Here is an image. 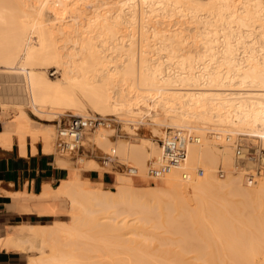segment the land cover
Returning <instances> with one entry per match:
<instances>
[{
    "label": "bare ground",
    "instance_id": "obj_1",
    "mask_svg": "<svg viewBox=\"0 0 264 264\" xmlns=\"http://www.w3.org/2000/svg\"><path fill=\"white\" fill-rule=\"evenodd\" d=\"M52 1L53 4L50 2V0H36L35 2L31 1L30 3H28L26 0H21L20 3L22 5L20 4L16 9H13L10 6H0V25L2 23H6V18L8 19L7 14L16 13V16L20 18V20L17 22L18 26L15 25V23L12 25L16 26V29L13 27L14 31L16 30V36L14 34L13 36L19 39L18 40L15 38L16 41L14 40L15 44L18 42V45L13 47L14 49L11 47L13 50H8L10 52H8L6 49L5 52L8 53H5L3 58L5 59L3 62L5 61L7 63L6 65L8 68L6 69L11 70L9 73L6 71V73H8L7 76L10 79L11 77H14L15 80V77H17L18 83L16 84L14 82V85H8L7 87L10 91L5 94H8L9 97H15V100L19 104L25 102L27 103L28 101L31 102V104H29H33V106L36 107V109H38L40 112L42 109L38 106L45 107L48 105V107L59 108L55 105L61 103H67L71 105L77 104L80 102L82 93L84 94L83 96L86 94V97L91 105L100 110L101 113L103 112L104 115H111L113 111L117 112L120 109H126V113L128 111L137 113L140 112V110L141 112L142 110H146V112L150 111L149 113L155 111V115L159 114L155 116L156 118L160 116L162 111H165L167 114L166 118L161 121L168 125L170 124L171 127H189L203 132L204 142L191 144L189 147L188 157L185 163V170H188L190 167V172L193 168L195 171L197 164H201L203 161H212L214 156L218 153L222 155L226 164L229 167H232L231 169H228L225 166L228 171V177L222 182L217 180L218 178L215 174L216 167L206 163L204 165L205 169H207L206 175L195 180L196 182L192 181V186L194 188L190 184H187V182H184V177V180H182L183 178H181V171H184L183 169L173 168L161 179L163 184L160 185L161 187L163 186V188L168 190L166 192L172 191L177 193V195H180L178 196L180 198H183L182 193L190 194L191 196V193L196 192L194 195H196L198 199L200 198V200L196 198L195 199L196 202L197 200L199 201L200 204L198 202L197 203L200 206L201 204L204 206L202 212L200 209V212L203 214L202 216H200V212L194 211L195 213H191V209L189 212L187 210L188 207L187 209H183L181 206L183 210L186 209L184 211L185 215H182L183 217H186V219L183 218L185 219L184 221L186 224H190V222L192 224V221H189L188 219H195V221L201 220L202 222L201 218H205L206 221H203H205L204 223L206 224V222H209V220L212 218L214 220H210L209 223L213 225L215 222V225H213L217 227L215 231L211 229L212 225L210 224L208 225H210L209 227L212 231L209 228H207V230L204 229V227H202L203 225L201 226L203 229L200 227L201 230H199V228H196V226H200L197 225L199 222L197 223L194 221V223H197L196 226L194 225L195 229H198L199 231H193L195 230L194 228L191 230V224L187 226V228L190 226L189 230H187V228L185 229V226L184 230L180 229L183 226L180 227L179 229L181 231L177 229V232L182 233L177 241L173 242L174 238L170 235L173 238V243H178L179 241L178 247H180V251H178L179 249L177 251L172 249V251L177 253L174 252L175 254L171 256L172 254L167 255L165 252H161L155 247L149 248L146 244L145 246L143 241L141 243L140 239H138L140 241L135 242L136 239H132L131 237L127 238L126 235L131 233L130 230H122L123 228L127 227L129 229L130 226L126 222L127 226L124 224L125 227L118 225H115L114 227V229L118 231L122 230V232L118 233V236L121 237L119 239L121 242L120 244L119 242L117 243L115 254L112 253L114 250H111V253L109 252L110 254H106L104 252L107 256L105 255L104 257L103 255L102 257H98L96 259H92L94 256L86 257V255L82 258L83 264H264V175L262 176L263 179L261 178L256 186H245L246 182L241 177V172H239L240 170H237L239 172H237V174H235L233 170L234 168H237V166L233 156L234 152L232 153L233 150H231L232 146H230L229 143L224 142L223 146H225V148H220L221 150L218 151L219 148H217L214 143H212L214 136L213 134L209 133L216 132L217 134L221 135L222 132H225L227 133V136L233 133H243L246 135L259 136L262 140H264V0H210V6L208 4L209 7H205L206 9H209L202 14H200L202 8L204 7L203 3H201L202 0H200V2H198V0H144V3L146 1L147 4L150 5L151 12L156 11L157 14L160 13L161 16L162 14H169V12L174 13V11L177 9L181 11V4L185 2L188 3L185 4V6H189V8H187L188 11L190 10L192 12H190L191 16L196 19L194 20V22H196L195 24L198 26H196V28H198L196 34L200 36V39L197 41L195 38V41L193 38L194 41L187 42L184 38L186 35L183 36V32L179 30V27V29L176 31L174 28L167 26L169 24H166L167 27H170V29L174 30L172 33H170L165 31L166 29L168 30V28L164 29V27L161 26V21H159L157 22V25L161 23L159 28L157 27L155 29L153 27L154 29H151H153L152 31L154 33L155 39H158L156 40V48L154 49L159 53L160 59L157 57V59H154L153 57L149 56V53L153 49V43H151V51L145 50L144 56L140 57L138 60L134 53H131L130 55L123 52L115 54L114 50H117L118 52L120 51L119 46L123 45L122 39H124V37L117 36L116 38L119 39V41L115 42L113 38L111 39L104 36L105 32L106 34L110 35V32L112 31L109 29L113 28L114 26L108 29L106 28L107 30L105 29V32L103 30L104 28H100L102 31L100 30V32L96 33V36H87L91 34V32L88 33L87 30V27H89L91 23L89 25L82 24L84 22L80 19V15L74 12L80 9L78 8V3L80 0ZM195 1L196 5L194 4ZM49 2L53 6L48 4ZM192 2L193 5H191ZM47 4L48 6L54 8V13L52 12L54 17L51 18L52 22L49 23L38 19L42 17L40 14L45 12V7L48 9ZM119 9L122 10V8ZM121 10L116 13L115 18L126 20L127 13L123 16L124 12H121ZM182 10H184V8ZM203 10L205 9L203 8ZM132 11L133 9L130 12L133 13ZM106 16L103 20H110H107ZM131 16L133 17V15ZM93 18L90 19H101V14H98L96 18ZM100 19L99 21H101ZM147 21L149 22V20ZM194 22L192 21V24ZM147 23L144 25L145 30H150L149 27L155 26V24L148 26L149 23ZM6 26L7 24L5 25L4 29H6ZM160 27H163V31H161L162 29ZM1 28H3V26ZM17 28L21 32H18ZM194 28L195 25L191 28L188 27L189 30H193ZM89 30H91V28H89ZM108 30L110 31L109 33L107 32ZM35 32L36 35L33 36V33ZM113 33L115 35V32ZM167 33H170L171 35ZM191 33L193 35L195 34L192 31ZM18 35H21V37L19 36V38ZM96 38L97 40L100 38L99 42H101V45L108 44V48H102V50H100L102 51L100 55H96L98 53L94 55V50H92L93 45L97 42L95 41ZM147 38L148 37H146V40ZM187 38L186 40H188ZM14 43L10 42L11 46H13L12 44ZM146 45L148 46L150 43ZM8 47H10V45ZM142 47H144V44ZM147 48L149 49V47ZM161 52H164V54ZM136 61L141 64V66L139 65V67H141L140 71L137 70ZM50 63L59 68L62 73V77L53 79L47 75L46 68ZM4 76L6 75L4 74ZM2 77H0V82H2L4 79ZM10 79L6 77V80L4 79L3 82ZM232 86L240 87L235 88ZM128 87L131 89H128ZM34 89L36 91L35 97L33 95ZM142 89L148 90L147 93ZM4 91L7 92V89ZM2 96L5 95L2 94ZM81 100L83 99L81 98ZM0 101L3 105V111L0 115L5 119L7 118L8 101L11 100L2 98ZM79 106H83V104H79ZM49 112H52V110ZM52 113L56 112L54 111ZM18 115V119L16 118L7 120L4 123L5 131L0 135V140H3L6 145H10L12 137L11 133L13 131L18 133L20 137H18L20 139L19 141L22 142L23 139H25L27 133H30V136L32 135L31 138L33 141L37 138L36 129L39 130V128H41L40 126L35 125L37 122H34L35 124L32 123L33 121H30L28 119L29 117H26L27 114L24 112ZM132 115L130 116L132 117ZM130 116L128 118H130ZM50 125L53 124H49L47 126ZM96 134L97 135H95V139L99 142L100 140L106 139L108 136L106 130L103 128L100 129ZM50 136L51 133L44 137L46 143L44 140H42L43 143H45L47 149H50ZM33 137L36 138L34 139ZM214 140L217 141L216 139ZM104 142L105 141L103 140V143ZM4 143L3 145L5 146ZM19 144L23 145L25 142ZM137 144L139 143H135V145ZM131 145L132 144H130L128 148H134L137 157H139H136L137 159H135L136 164L138 165V173L144 176V174L147 172V163L144 160L145 157L148 155L152 156V154H154L155 157L158 156L160 154V148L157 146V143L156 145L152 143L150 144L151 151L149 152L146 147H142L143 145L141 142L139 146L137 145V148H135L134 145ZM22 147H20L21 149L19 148V150H22L21 153L24 152ZM145 154L147 155L144 156ZM58 163L59 165H65L64 161H59ZM245 163L253 164L254 161L247 160ZM189 183L191 182L189 181ZM78 184V181L68 182L65 186V189L62 190L63 192L58 191L60 186H57V188H51L49 185H46L36 196H22L23 198L20 200V207L24 211H29L30 209L37 208L39 205L45 203L47 204L48 201L49 203H51L50 201H53L56 207L61 203L62 205H65L64 203H67L66 201H68V197L65 195H70L74 189L77 190L76 186ZM188 185L191 187V193L189 191ZM156 186L157 184H155V186L153 185V187ZM197 186H199L200 190L204 189V193L197 191L199 190ZM159 187L160 186L158 185L157 189ZM225 187L227 189H225ZM211 188L214 189L211 190ZM222 188L223 190H221ZM117 191H119L118 188H115V191L113 190L112 192L119 197L123 191H120L119 194H117ZM79 192H82L83 198L88 200L87 202L85 199H83L84 203L89 204L90 206H97L96 209H92L91 207L87 208L86 210L89 212L107 210L108 207L117 205L115 204L117 200L111 201L112 199L115 200L117 198H113L111 193L107 194V196L109 195L111 197L110 200L109 196L107 197L105 194L102 195L99 192H94V190L91 188L88 189L84 187V189L82 191L79 190ZM163 192L165 191L163 190ZM170 192L167 194L169 195ZM228 192L229 194L232 193L231 195L235 194L237 196H244V198L242 197L244 200L239 196L241 201L238 199L239 202H233L231 201L232 199H228ZM62 193H64V195ZM130 193L132 194V192ZM171 194L170 197L173 198L174 195L172 196ZM197 194L201 196H198ZM135 195H137V193L134 194V196ZM126 196V193L121 195L123 203H126ZM164 198L167 200L168 197L166 198L165 196ZM210 198L211 200L214 198V200L216 199L218 202L220 199L224 198V200H220L221 202H219L222 203V206H217V203H213ZM225 198L228 200L225 201ZM117 199L121 201L120 198ZM154 199L155 197L153 200ZM161 199L164 200L163 198ZM183 199L184 202H186V199ZM234 199L236 198L234 197ZM171 200L172 199H170V201ZM247 200H249L248 203L246 202ZM118 201L116 203H121L122 206L124 205V208L119 205L121 208L118 206V209L126 210L125 204H122V202ZM182 201L183 200H181V203ZM201 201L204 202V204L201 203ZM240 202L244 203V207H247L246 210L243 207V203L241 204L242 207L240 206ZM175 203L177 204L176 199ZM129 204L127 203V205L131 207L129 210H136L132 208V205L130 206ZM233 204H235V206ZM249 205H252V207ZM139 206L140 203L137 207L139 208ZM258 206L260 208H258ZM51 208H54V206L52 205ZM244 210L248 213H244ZM41 211L43 212V210ZM51 211H53V209H51ZM73 215L75 216L76 213ZM171 215L172 214L170 212V216H168L171 217ZM241 215L244 216L242 217ZM206 217H210V219L207 220ZM139 220H141V218ZM167 222H169L168 219ZM182 224L185 225L184 223ZM208 225L204 226L206 227ZM63 227L66 228L47 227L45 225L43 226L34 223L12 226L5 237L0 239V248L6 247L8 249L14 248L17 250H33L35 248H40L41 254L45 255H40L42 257L37 255L38 257L34 258V260L31 259L33 261L30 260L29 264H60L62 256L60 257L58 254L60 251L57 253L58 250H56L57 248L55 244H58L57 242H59V240L57 239L59 236H66V233H69V228L67 229V226L64 225ZM142 228L144 227L141 226V230ZM176 228H178V224ZM139 229L136 231H139ZM70 232H72V235L74 234L73 230ZM123 236L126 237L124 238ZM162 237L164 240L166 239L165 235ZM132 240L134 241V244ZM48 244H50L52 247L51 252L49 251L50 248H47ZM54 247L56 249H54ZM86 248V250H88V246ZM220 250L222 253H219ZM191 251H193L194 254L196 253V255H193V257L192 255H187L188 252L190 253ZM226 251H239L240 253L232 255L231 253L226 254ZM48 252L51 253L50 256H46V253ZM71 255L72 254L70 253V256ZM70 256L67 257L69 260L71 259V261H73L72 259L75 256L73 257L72 255L71 258ZM64 260L62 261V264L63 262L66 263ZM74 262L75 261L72 263Z\"/></svg>",
    "mask_w": 264,
    "mask_h": 264
},
{
    "label": "rangeland",
    "instance_id": "obj_2",
    "mask_svg": "<svg viewBox=\"0 0 264 264\" xmlns=\"http://www.w3.org/2000/svg\"><path fill=\"white\" fill-rule=\"evenodd\" d=\"M26 1L28 3H30L31 1L32 2H35L36 0L35 1H33V0H30V1L29 0H26ZM127 1H128V3H127ZM20 2H21V0H0V6H8V7L10 6L13 9H16L21 4ZM50 2L52 3L53 1L50 0ZM50 2L48 4H50ZM125 2H126V5H125ZM198 2H200V0H198ZM201 3H203V5H204L203 8L205 10H203V8H202V11L200 12V14L205 13L206 10L209 9V8L206 9L205 7L206 6L207 7L210 6V0H202ZM48 4H47V6H48ZM78 4H79L78 8H80V9L79 10H76L74 12L80 15L79 16L80 19L84 22L82 24L89 25L91 23L90 26L87 27L88 28L87 29L88 30V33L91 32V34L90 35H87V31H86V35L87 36H91V37L92 36H96V33L100 32V30L102 31V29H100V28H104L103 30L105 32V29L106 28L108 29V28H111L112 26H114L113 28H111L112 30L109 29L112 32H110L109 30L107 31L108 33L110 32L111 34L108 35L105 32V35L104 36L107 37V38H111V39L113 38V40L115 42H118L119 41V39L116 38L117 36H121V37L123 36L124 37V39H122L123 45L122 46H119L120 51L118 52L117 50H114L115 54L116 53L119 54V53L123 52V53H126V54L130 55L131 53H134L136 55L137 60H138L140 57L144 56L145 50H150L151 51V49L153 47L152 51L149 53V56L153 57L154 59L156 57L158 59H160L159 53L157 51H155V49H154V48H156V40H158V39H155L154 33H153L152 30L154 28L156 29L157 27L159 28V25L161 23H162L161 26H163L164 29L168 28V30L166 29L165 31L170 32V33H172V31H174V30L177 31V29L180 28L179 30H181L183 32V36L186 35V36H184V38H185V41H187V42L188 41H194L195 38L197 39V41H198V39H200V36H198L196 34L197 33V30H198V28H196V26H197L195 24L196 22H194V20H196V19H194L191 16V13L192 12L190 10L188 11L187 8H189V6L188 5L185 6V4H188L186 2L181 4L182 5L181 8L182 9L184 8L185 11L181 9V11H182L181 12L179 9H177V10L174 11V13H170L169 12V14L168 13H166V15L162 14V16H161L160 13L157 14L156 11L151 12L150 5L147 4L146 1L144 3V0H96V1L95 0H87V2L85 0V3H84V0H80V2ZM128 4H130V5H128ZM194 4L196 5V1H195ZM208 4H209V6H208ZM191 5H193V2L191 3ZM51 6H53V5H51ZM124 6L126 7V9H125ZM155 7H156V4H155ZM47 8L48 9H46V7H45V9H44L45 12L43 14H40V16H42V17L39 16L40 18H38V19L39 20H42V21L44 20V21H46V23L47 22L49 23V22H52L51 21V18L54 17V14H53L54 13V8L53 7H50V6H48ZM119 8H122L123 11L121 9H119ZM82 9H83V11H82ZM132 9H133L132 12L134 14L130 12ZM120 10H121V12H124L123 16L126 15V13H127V15H126L127 16V19L126 20L115 18L116 17L115 16L116 13H118ZM135 12H136V14H135ZM68 14H70V13H68ZM98 14H101V19L99 18L101 21H99V19H96V20L90 19V18H93V17L96 18L98 16ZM130 14L133 15V17ZM172 14H173V16H172ZM110 15H111V17H110ZM168 15H170V16H168ZM105 16H106L107 20L108 19H110V20H108V21L103 20ZM7 17H8L9 20L6 18V21H5L6 23H2L0 25V43H1L0 44V47H1L0 50L3 51V52L0 51V53H1L0 54V67L3 68V69L0 68V75H1L0 77H2V73H3V77L2 78H4L5 80H6V77L8 79H10L7 76V74L11 70H7L6 69V68H8L7 65H6L7 63L5 61L3 62V60H5L3 58L5 56L4 54L6 53L5 52L6 49H7V51L10 50V49L12 51L14 49L13 47H16V45H18V42H16V44L14 43V40H15L16 37H14L13 34L16 36V33H15L16 30L14 31L13 27L15 28L16 27L15 25L18 26V23L17 22L20 20V18L16 16V13L7 14ZM128 17H130V18H128ZM129 19L130 20L132 19V20L130 21ZM146 19L149 20V22ZM95 21H98V22H95ZM159 21H161V23H159V25H157L158 24L157 22H159ZM192 21L194 22L193 24L195 25V28L193 30H189L188 27L189 28L194 27V25L192 24ZM8 22H9V24H8ZM14 23H15V25L12 26ZM145 23H147L148 26H152V24L153 25L155 24V26L149 27L150 30H148V29L145 30V28H144ZM6 24H7L6 29H4V27H5ZM166 24H169L167 26H170L171 28H174V30L173 29H170V27H167ZM172 25H173V27H172ZM2 26H3V28H1ZM181 26H183V27H181ZM89 28H91V30H89ZM151 28H153V29H151ZM95 29H96V31H95ZM161 29H159V30H161ZM195 29H196V32H195ZM17 31L19 32L20 30L18 29ZM161 31H163V29ZM191 31L194 32L195 34L193 35L191 33ZM113 32H115V35H114ZM170 33H167V34H170ZM34 35H36V32L33 33V36ZM19 36L21 37V35H18V37ZM113 36H115V37H113ZM24 37H23V39H24ZM146 37L150 38L151 40L148 39V38L146 40ZM12 38H13V41H12ZM186 38L188 40H186ZM16 39H18V38H16ZM99 39L97 40V38H96L95 41H97L98 43L96 42L93 45V49L92 50H94L93 51V54L94 55L96 53H98L96 55H100L102 53V51H100V50H102V48H108V44L101 45V42H99ZM196 39H195V41H196ZM9 41L12 42V43H14V44H12L13 46H11V44H10ZM148 42L150 43V45L147 46L146 44H149ZM151 43H153V46L151 45ZM143 44H144V47H142ZM154 44H155V46H154ZM9 45H10V47H8ZM150 46H152V47H150ZM147 47H149V49ZM8 52H10V51H8ZM161 53L164 54V52H161ZM97 61H99V60H97ZM139 65L141 66V64L138 63V61H136L137 70L140 71L141 70V67H139ZM6 71L8 73H6ZM46 73H47L48 76H50L53 79L62 77V73L59 70V68L57 66H55L54 64L52 65V63H50L48 65V67L46 68ZM4 74L6 76H4ZM12 78L14 79V77H11L10 80H12V81H10V80L4 81L6 84L3 82L4 79L2 80V82H0V84H1L0 85V100H2V98L7 99V100L8 99L11 100V101H8V106H7V109L8 110L6 109L7 110V118H5V120L7 121V120H11V119H16L19 116L18 114H21V113L24 112L25 114H27L26 117H29L28 119L30 121H33L32 123H34V122L36 123L37 122L36 124L35 123L34 124L36 126H40L41 127V128H39V130L36 129L37 130L36 133L41 134V132H42L43 137H46L47 135H49V133H51V136L50 137L52 139L49 137L51 143L49 142L50 149H48V150L51 151V152H53L55 155H57V157L59 159L58 162L59 161H64L65 162V165H60V166L64 167V169H65V171L67 173V174H65L62 177L61 180L57 181L53 185H50L51 188H57V186L58 187L60 186L58 188V191L63 192L62 190L65 189V186H66V184L68 182H73V181H78L79 182V184L76 186L77 190L74 189L75 191L73 190L70 193V195L69 194L65 195V196L68 197V201H66L67 203H64L65 205H62V203H61V204H59L56 207L54 205L53 201H50L51 203H49V201H48L47 204L45 203V204L39 205L35 209H30V210H34V212L36 214L35 215V220L32 222L34 224H40V225H43V226L45 225L47 227L66 228V227H63V225H64V226H67V229L69 228V230H68L69 233H66V236L63 235L62 237L61 236L58 237L57 240H59V242H57L58 244H55L57 249L54 247V249L58 250L57 253L59 251L60 252L61 251L63 252V253L62 252L61 253L60 252L58 253L60 255V257L62 256L61 257L62 259L60 260V264H62V261L65 258H67V259L64 260V261H66V263L63 262V264H81V263L83 264V259L82 258H83V256H86V255H87L86 257H88V256H94V257H92V259H96L98 257H102L103 255L105 257V255L107 253H109V252L111 253V250H114L112 253L115 254L116 253L115 252L116 245H117L118 242H119V244L121 242V240L119 241V239L121 237L118 236V233L119 232H122V230L123 231L130 230L131 233H129V234L126 235L127 238L131 237L132 239H136L135 242L141 240V243L143 241L144 245L146 244L147 247H149V248L150 247L151 248H154L155 247V248L159 249L161 252H165V254H167V255H169V254L171 255L172 254L171 256H173V254L177 253L175 251H172V249H175L176 251L179 249L178 251H180V247H178L179 241H178V243H173V242L177 241V239L179 238V236L182 233V232H177V231L178 230L179 231L184 230V226H185V229H186L187 226L191 224V222H190V224L189 223L188 224L185 223L184 220L186 219V217H183L182 216V215H185L184 211L187 209V207H188L187 210L189 212H190V209H191V213L194 212V211L200 212V209H201V212H202V209H204V206L202 204H201V206L199 205L200 203H199L198 200H200V198L198 199V197H196V195H194V194H196V192L191 193V189H190L191 187H190V185L192 186L193 182H196L195 180H197L198 178L204 177V175H206V170L207 169H205V166H204L206 163L209 164V165H212V166L216 167V173L215 174H216V176L218 178L217 180L223 182V180H225L228 176H226V177H220L219 174H218V167L221 164L224 165V167L226 166L228 169H231L232 167H229L226 164V162L224 161V158L222 157V155L220 153H218L217 155L214 156V158H213L212 161H203L201 164H197V166L195 167V171L193 170L194 168L191 171V172L194 173L193 176H192L193 178H190V179H187V180L185 179L184 182L185 183L187 182V184H190V185H188L189 186V191L191 193V196H194V197H191L190 194L182 193L183 194L182 197L186 199V202H184V199L183 198L178 197L180 195H177V193H174L172 191L171 192L169 191L170 194L172 193L171 194L172 196L174 195L173 198L176 199V202H177V204H176L175 203V199H173L172 197H170V194L169 195L167 194V193H169V192H166L168 190H166L165 188H163V186L161 187V185L163 184L161 182V179L162 178L161 179L151 178L148 175V172H146V171H145L146 173L144 174V176L141 175V174H139L138 172H137V174L131 175V174H128L127 172L123 171V167H125L126 165L133 166V167H136L137 166L136 168L138 169V165L136 164L135 159H137L139 157H137V154H136V151L134 150V148H131V149L128 148V146L130 144L134 145V147L137 148V145L139 146L140 145V142H141V144L143 145V146L142 145L141 146L142 147H146L147 150H149V152L151 151L150 144H152V143H154L155 145L157 143L158 144L157 146L160 148V139L165 135L166 129L169 128V127H171L170 124L168 125V124L164 123L163 121H161V120H164L166 118V115L167 114H166L165 111H162L161 112L162 114L160 113V116H162L163 118L160 117V116H158V117L155 118V116L159 115V114H156L155 115V113H156L155 111H153L151 113H149L150 111L149 112L148 111L146 112V110H142V112L140 110V112H137V113H135V112H129V111L126 113V109H124L125 111L122 110V109L118 110L117 112L115 111L116 113L113 111L111 115H107L109 117H113L114 118V120L112 121V124L109 125V126L100 127V128H98V129H96L94 131L88 132L87 135H86V137H85V139H84L83 149L79 153H77L75 155H61L60 153L57 152V150L55 148V143H54L55 142L56 130H57V121L59 120L60 116L63 117V116H65L66 114H68L70 112L71 113H76V114H83V115H94V114L104 115L103 112L101 113L100 110H98L97 108H95L94 106H92L91 103L89 102V100L87 99L86 94H85V96H83L84 95L83 93L81 94L82 95L81 98L83 100H81V98H80V102H78L77 104H72V105L71 104H67V103L56 104L55 106H58L59 108H57V107L56 108L48 107V105H46L45 107L44 106H41V107L38 106L39 108L42 109L41 112H40L38 109H36V107L33 106V104L30 105L31 102L28 101L27 103L25 102V103L19 104L15 100V97H13L11 95H10L11 97H9L8 94H5V93H8V91H10L9 88L7 87L8 85H11V84L14 85L15 83L16 84L18 83L17 77H15L16 80L14 79V81H13ZM232 87H235V88L238 87L239 88L240 86H232ZM6 89H7V92L4 91ZM128 89H131V88L128 87ZM142 90H144V92H146V93L148 91L146 89H142ZM154 92H156V91H154ZM1 93L3 95H5V96H2ZM28 94H29V92H28ZM33 95H34V97L36 96L35 89L33 91ZM1 96H2V98H1ZM30 98H31V96H30ZM83 101H84V103H83ZM88 103H89V106H91V107L88 106ZM79 104L80 105L83 104V106H79ZM59 105H61V106H59ZM77 105H78V107H77ZM0 108H2V110H3V105L1 103V101H0ZM48 108L50 110H52V112L55 111L56 113L49 112L50 110ZM76 108H78V109H76ZM79 111H80V113H79ZM122 113L124 115H126V116H124ZM139 113H140V115H139ZM130 115H132V117ZM129 116H130V118H128ZM132 119H134V120H132ZM49 124H53V125L47 126ZM102 128L106 130L107 135H108L107 138H109V139H107V138L106 139H103L105 141L104 143H103V140H100V142H99V141H97L95 139L96 138L95 135H97L96 133L100 129H102ZM46 131H48L49 133L46 132ZM196 131H198L199 133H201L203 135V132H201L200 130H197L196 129ZM43 133L44 134L47 133V134H45L46 136ZM221 135H223V136L226 135V138H227V133L222 132ZM231 135L233 137H235L236 133L235 134L233 133ZM251 138H254V136H251ZM214 139H215V137H213V139H212L213 142L212 141L211 142L214 143V145L217 148H219L218 151L221 150L220 148H223V149L225 148V146H223V143L218 142V141H215ZM259 139L264 142V140H262L261 137ZM203 142H204V140L202 141V143ZM135 143H139V144L135 145ZM143 143H145L146 145L143 144ZM142 147H140V148H142ZM116 148H117V150H116ZM231 150H233V148ZM233 152L234 151H232V153ZM106 153H109V154H112V155L115 156L114 157L115 158V161L113 163H111L110 165H106V164L103 163V156ZM146 155L147 154H145L144 156H146ZM156 157H158V156H156ZM156 157H155L154 154H152V156L151 155H148V156L145 157L144 160L147 163V166H146L147 169H148V163L151 160H154ZM254 164L255 163H253V164L245 163V166L246 167H251ZM189 168H188V170H189ZM199 168H203L204 169V173L202 175H198V173H197V171H198ZM90 169H97L100 172H104L106 170L107 171H110V174L113 176V179L109 183H100L98 181H92L88 177V174H89V170ZM183 170H185V169H183ZM190 170H191V168H190ZM182 174H183V171H181V176H182L181 178H183V175ZM263 175L264 174H262L255 183H252V184L245 183V186H247V185H248L247 187L256 186V184H258L259 180H261V178H262ZM182 180H184V178ZM189 181L191 183H189ZM153 182L155 184H157V186L159 185L160 187L158 189H157V186L156 187H153V185L155 186V184ZM242 183L244 184L243 181H242ZM84 187L85 188H88V189L91 188L92 190H94V192H99L102 195L105 194L106 196H107V194L111 193V195H112L113 198L117 197V198H120L121 199V195L123 193H126L127 194V196H126L127 198H125L126 203H123L122 202V199H121V201L119 199H117V198L115 200H113V199L111 200V197L108 195L111 201H116V200L118 201L119 200L120 202H122V204H125L126 210H123V209H121L123 211L119 210L118 208L120 206H122V205H121V203L120 204L116 203L117 202L116 201L115 204H117V205L116 206H113V207H108L107 210H100V211H94V212L91 211V212H89L88 210H86L87 208H90L91 207L92 209L93 208L96 209L97 206H90L89 204L84 203V200L83 199L86 200V198H83L82 192H79V190L82 191L84 189ZM197 187L199 188V186H197ZM115 188L116 189L118 188V190H119V191H117V194H119L120 191L121 192L123 191L120 194L119 197L117 195H115V193L112 192L113 190L115 191ZM126 188H127V190H126ZM213 189L214 188H211V190H213ZM225 189H227V188L225 187ZM155 190H156V192H155ZM163 190L165 192H163ZM221 190H223V188ZM194 191H196V190H194ZM197 191H200L201 193H204L203 192L204 189L203 190L202 189L200 190V188H199V190H197ZM130 192H132L133 195ZM158 192H160L161 194L158 193ZM192 192H193V190H192ZM39 193H40V191L38 190V191H36V193H32V194H30L28 196H32V195L33 196L34 195L36 196ZM136 193H137V195L134 196V194H136ZM62 194L64 195V193H62ZM159 194H160V196H159ZM175 194H176V196H175ZM228 194H229V192H228ZM231 194H229V197L227 195V197H228V199L230 198V200L232 199L231 201H233V202L234 201L237 202L240 197L241 198L242 197L244 198V196H240L239 195L240 196L239 197V196H237L235 194L234 195H231ZM156 195H157V197H156ZM230 195H231V197H230ZM165 196H166V198L168 197L167 198V200L169 199L168 201L164 198ZM198 196H201V195H198ZM154 197H155V199L153 200ZM234 197L236 199H234ZM161 198H163L164 200H162ZM195 198L198 199L197 202L199 204L196 202V199ZM170 199H172L171 200L172 202L170 201ZM212 199L213 200H211V198H210V200L213 201V203H215V204L217 203V206H219V205L222 206V203H219V202H221L220 200H224V198L223 199H220L219 202L216 199L214 200V198H212ZM228 199L225 198V201L228 200ZM151 200H152V202H151ZM181 200H183L182 203H181ZM210 200H209V202H210ZM86 201L88 202V200H86ZM214 201H217V202H214ZM248 201L249 200H247L246 202L248 203ZM129 202H130V204H129ZM161 202H162V204H161ZM48 203H49V206H48ZM127 203L130 206L132 205V208H134L136 210H133V209L129 210V208H131V207H129L127 205ZM139 203H140V206L138 208L137 206L139 205ZM185 203H186V205H185ZM201 203L204 204V202H202V201H201ZM242 203L240 202V206H241ZM251 203H252V201H251ZM50 204H52L54 206V208H51L52 205H50ZM164 204L167 205V206H165ZM237 204H239V203H237ZM110 205H111V203H110ZM205 205H207V204H205ZM233 205L235 206V204H233ZM127 206H128V209H127ZM181 206H182L183 209L184 208H186V209L183 210L181 208ZM221 206H219V207H221ZM249 206L252 207V205H249ZM98 207H100V206H98ZM209 207H211V206H209ZM223 207H225V206H223ZM236 207H237V205H236ZM243 207H244V203H243ZM49 208L53 209V211H51V209H49ZM192 208H193V211H192ZM258 208H260V207L258 206ZM246 209H247V207L245 208V210ZM253 209H254V206H253ZM253 209H251V210H253ZM41 210H43V212ZM155 210H156V212H155ZM258 210H260V209H258ZM116 211H118V212H116ZM129 211H132V212H129ZM170 212L172 214L171 217H169L170 216ZM201 212L199 213V214H201L200 216L203 215ZM246 212L247 211H245L244 213H246ZM74 213H76V215H75L76 217L73 215ZM127 213L130 214V215H128ZM186 213H187V211H186ZM140 218H141V220H139ZM171 218H172L173 221L171 220ZM183 218H185V219H183ZM163 219L164 220L166 219V220L164 221ZM167 219L171 223L167 222ZM201 219H202V222L203 223L206 221L205 218L204 219L201 218ZM208 219H210V217H208L207 220ZM188 220L189 221H192L191 227L189 226L190 229L192 228L191 230H193V228L195 229V226H196V224L198 222L200 224L198 223L197 225H200V226H196V228H199V230H201V228L204 227V229L207 230V228L210 229L209 226L212 225V224L209 223L210 220L213 221L214 219L211 218L209 220V222L208 221L206 222V224L205 223L203 224L201 222V220L200 221L199 220L195 221V219H193V220L188 219ZM203 220H205V221H203ZM193 221L194 222H197V223H194ZM126 222L130 226L129 229H128V227L127 228H123L120 231L114 229L115 225L124 226V224H125L127 226ZM181 222L184 223L185 225H183ZM214 223H213V225H215ZM131 224H132V227L133 228L131 227ZM133 224H134V226L136 225L137 227L136 226L134 227ZM177 224H178V228H176L177 227ZM208 224H210V225H208ZM204 225H208V226L205 227ZM141 226L144 227V228H142V230H141ZM212 226H211V229L213 231H215L217 227H215V226L212 227ZM180 227H182V228H180ZM189 227L187 228V230H189ZM70 229L73 230V233H74L73 235H72V232H70L71 231ZM138 229H139V231H136ZM143 229H144V232H143ZM197 230L198 229H195L193 231H197ZM132 231H134V232H132ZM159 235H161V236H159ZM163 235H165V238H166L165 240L166 241L162 237ZM166 235H168V236H166ZM170 235L173 236L174 240H173V238ZM138 239H140V240H138ZM143 239L146 240V241H144ZM172 240H173V242H172ZM147 242H148V244H147ZM133 244H134V241H133ZM171 244H172V246H171ZM87 246H88V250H86L87 249L86 248ZM173 246H174V248H173ZM118 247H120V246H118ZM175 247H177V248H175ZM47 248L48 249L50 248L49 249L50 252L52 251V247L50 246V244L47 245ZM17 251L23 252L25 255H27L28 256V262L31 259L34 260V258H36L38 256L39 257H42L40 255H45V254H41V252H40L41 249L40 248H35L33 250L27 249V250H17ZM50 252L46 253L47 254L46 256H50V254H51ZM223 252H225V251H223ZM70 253L73 255V257L75 256L72 260L75 261V262H77V263H75V262L72 263L73 261H71V259L69 260V258L67 256H70ZM219 253H222L221 250L219 251ZM230 253L233 255V254H239L240 252L239 251H231V252L228 251L226 254H230ZM62 254H64V255H62ZM226 254H224V255H226ZM187 255H192V257H193V255L195 256L196 253L194 254V252L191 251L190 253L188 252ZM71 256H70V258H71ZM33 260H31V261H33ZM68 261H71V262H68Z\"/></svg>",
    "mask_w": 264,
    "mask_h": 264
},
{
    "label": "built area",
    "instance_id": "obj_3",
    "mask_svg": "<svg viewBox=\"0 0 264 264\" xmlns=\"http://www.w3.org/2000/svg\"><path fill=\"white\" fill-rule=\"evenodd\" d=\"M114 120L113 117L94 114L83 115L68 113L60 117L57 121V130L55 135V148L61 155H75L79 153L84 146V139L88 132L94 131L100 127L109 126ZM214 135L215 139L221 143H229L234 151V160L237 168L234 173L237 174L239 169L241 177L246 183H255L264 173V145L259 136L246 135L237 133L235 137L232 135L221 136L216 132H209ZM204 140V135L189 127H169L166 129L165 135L160 139V154L154 160L148 163V175L151 178L161 179L173 168L185 169V163L188 157L189 147L191 144H198ZM222 140V141H221ZM115 156L106 153L103 156V163L110 165L115 161ZM247 160L254 161V165L246 167ZM123 171L128 174H137L136 167L126 165ZM238 172V173H239ZM198 175L204 173L203 168H199ZM194 173L184 170L183 177L187 180L192 178ZM220 177L228 175L224 165L218 167Z\"/></svg>",
    "mask_w": 264,
    "mask_h": 264
},
{
    "label": "crops",
    "instance_id": "obj_4",
    "mask_svg": "<svg viewBox=\"0 0 264 264\" xmlns=\"http://www.w3.org/2000/svg\"><path fill=\"white\" fill-rule=\"evenodd\" d=\"M2 111L0 108V114ZM4 120L0 115V135L5 131ZM15 132L11 133V146L0 140V239L5 237L12 226L32 223L35 220L34 210L24 211L20 207V200L24 196L42 191L46 185H53L67 174L64 167L59 165L57 155L46 148L42 134L37 133V138L33 141L32 135L27 133L22 142ZM24 142L23 145L19 144ZM20 147L24 152L21 153ZM88 177L100 183H109L113 179L110 171L100 172L97 169H90ZM0 264H29L28 256L17 249L2 247Z\"/></svg>",
    "mask_w": 264,
    "mask_h": 264
}]
</instances>
